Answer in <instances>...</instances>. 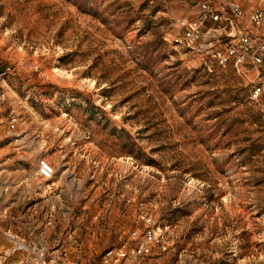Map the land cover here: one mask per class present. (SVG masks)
Here are the masks:
<instances>
[{"label": "rangeland", "instance_id": "rangeland-1", "mask_svg": "<svg viewBox=\"0 0 264 264\" xmlns=\"http://www.w3.org/2000/svg\"><path fill=\"white\" fill-rule=\"evenodd\" d=\"M205 1L0 0V264H107L146 218L133 264H264V0L208 23L239 67L176 42Z\"/></svg>", "mask_w": 264, "mask_h": 264}, {"label": "built area", "instance_id": "built-area-1", "mask_svg": "<svg viewBox=\"0 0 264 264\" xmlns=\"http://www.w3.org/2000/svg\"><path fill=\"white\" fill-rule=\"evenodd\" d=\"M234 18H241L242 11L238 3L232 0H224ZM225 6L218 3V0H207L201 4L199 14L196 19L187 25L184 34L176 40L177 43L187 45L193 50H200L211 58L219 66L232 64L236 67L252 62L258 65L262 62L259 50L255 46L248 34L238 32V43L229 44L225 47L219 45L221 38L216 34L220 27L208 29V23L211 25L221 24L224 20ZM253 26L260 28L264 26V11L257 9L251 17ZM2 78L0 76V82ZM261 88L255 90L254 95H258ZM5 100V94L0 92V104ZM54 175V168L47 162H41L39 166V176L42 179L49 180ZM0 191V195H1ZM146 228L143 233L133 232L132 240L136 242L134 246L124 244L120 247L108 250L104 255V261L107 264H133L152 254L153 248L158 247L162 251L167 250L166 241L156 233L154 221L152 218H146Z\"/></svg>", "mask_w": 264, "mask_h": 264}]
</instances>
